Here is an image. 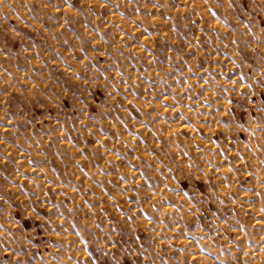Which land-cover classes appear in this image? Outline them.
Returning a JSON list of instances; mask_svg holds the SVG:
<instances>
[{
  "label": "rangeland",
  "instance_id": "rangeland-1",
  "mask_svg": "<svg viewBox=\"0 0 264 264\" xmlns=\"http://www.w3.org/2000/svg\"><path fill=\"white\" fill-rule=\"evenodd\" d=\"M0 264H264V0H0Z\"/></svg>",
  "mask_w": 264,
  "mask_h": 264
}]
</instances>
